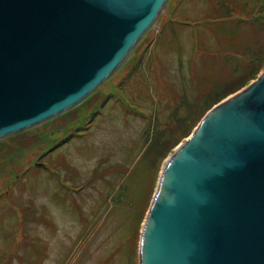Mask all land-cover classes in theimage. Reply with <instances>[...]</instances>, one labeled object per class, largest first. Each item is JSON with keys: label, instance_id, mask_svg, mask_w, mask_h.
Listing matches in <instances>:
<instances>
[{"label": "rangeland", "instance_id": "374dc122", "mask_svg": "<svg viewBox=\"0 0 264 264\" xmlns=\"http://www.w3.org/2000/svg\"><path fill=\"white\" fill-rule=\"evenodd\" d=\"M256 3L248 0L251 7ZM217 9L213 0H169L122 66L88 99L0 139V176L10 177L0 178V264H139L142 229L168 161L216 105L264 73L262 22L254 32L247 26L240 32L251 47L241 56H210L234 48L220 41L215 22L257 18L237 13L225 20ZM252 62L260 67L257 78L227 97L236 66L247 70ZM208 85H215L211 95L203 94ZM64 130L74 137L58 150L62 169L34 167Z\"/></svg>", "mask_w": 264, "mask_h": 264}, {"label": "water", "instance_id": "95a60500", "mask_svg": "<svg viewBox=\"0 0 264 264\" xmlns=\"http://www.w3.org/2000/svg\"><path fill=\"white\" fill-rule=\"evenodd\" d=\"M169 0H0V139L86 100ZM139 264H264V73L168 161Z\"/></svg>", "mask_w": 264, "mask_h": 264}, {"label": "trees", "instance_id": "16d2710c", "mask_svg": "<svg viewBox=\"0 0 264 264\" xmlns=\"http://www.w3.org/2000/svg\"><path fill=\"white\" fill-rule=\"evenodd\" d=\"M214 2L216 1L218 9H217V13H219L221 18H224L225 20H229V19H233V16L237 13H244L246 14L248 17L251 16L254 17L256 16V22H215V24H217L218 26L221 27L222 29V33H221V37H220V41H226V40H230V42L232 43V45L234 46V48L230 51H225L222 50L221 53H218L217 55H210L211 57H214V59H217V56L223 57V59H226V56L229 53L226 52H234L236 54H238L239 56L242 55L241 50L243 48L246 49H251L250 46H248L245 42L244 39H242L240 37V32L246 28V26L248 28H250L251 31H256L257 28L255 27V23L260 24V22H262L264 24V3L263 0H257V3L254 7L249 6L248 4V0H244V1H238V0H213ZM213 7V6H212ZM240 20V19H239ZM213 23V22H212ZM201 43H198L199 46ZM237 49V50H236ZM261 56V53H258L256 55V59L258 57ZM252 67L250 66V68H247V70H242L240 65H237L234 72H233V77L230 81H227L228 85H232L229 90H227L224 94L228 97L231 94H234L236 91L240 90L241 88H243L246 84H248L250 81L255 80L258 76L259 73V68H253V64L255 65L254 62L251 63ZM226 83V84H227ZM225 85V84H224ZM234 85L236 86L235 88ZM215 85H213L214 87ZM213 87L211 85H208L207 88V92L203 93L205 95H211L213 92ZM211 88V89H210ZM208 89H210L208 91ZM90 97V96H89ZM88 97V98H89ZM87 98V99H88ZM77 130L81 131L82 128H77ZM167 152L165 151L163 154L165 155ZM145 215H146V210L144 209V211L141 214V218L139 220V226L136 227L137 229V233L139 235V229L142 226V223L145 219ZM136 234L135 238L136 242H137V236ZM137 252H138V248H137ZM136 251L133 248V253L132 255H136Z\"/></svg>", "mask_w": 264, "mask_h": 264}, {"label": "flooded vegetation", "instance_id": "af4514ba", "mask_svg": "<svg viewBox=\"0 0 264 264\" xmlns=\"http://www.w3.org/2000/svg\"><path fill=\"white\" fill-rule=\"evenodd\" d=\"M73 124L75 125V123L73 122ZM73 125V126H74ZM64 132H65V130H64ZM56 133V137H57V135L58 134H60L61 133V129L60 130H58L57 132H55ZM65 135H63V137L62 138H60L59 140H61L60 141V143H58L57 145H55V146H53V147H50V148H48V149H44L43 151H42V153L40 154V156H39V158H38V160H37V162H35V165H34V167H36L37 169H43V170H46V171H50L51 172V170H52V168H54V167H57L58 169H62L61 168V162H60V157H59V155H58V150L64 145V144H67V142L70 140V139H72L74 136L71 134L70 136H67V134H66V132L64 133ZM57 138H59V137H57ZM56 138V139H57ZM36 161V160H35ZM69 163H67V164H65L64 166L66 167V169H67V171H68V173H69V175H70V177H73V172H71V170L69 169V167L71 166L72 167V165L71 164H69ZM57 169V170H58ZM61 171H63V170H61ZM64 173H65V171H63ZM76 176V175H75ZM70 177H68V175H66V178H70ZM0 178H10L9 176H8V174L7 175H4V176H0ZM10 185V184H9ZM8 185V186H9ZM3 194V193H2ZM2 194H0V197L2 196Z\"/></svg>", "mask_w": 264, "mask_h": 264}]
</instances>
